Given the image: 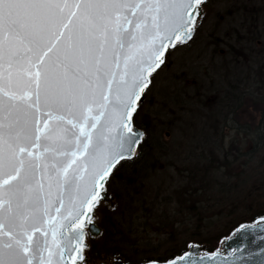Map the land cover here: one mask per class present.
Here are the masks:
<instances>
[{"label": "snow or ice", "instance_id": "1", "mask_svg": "<svg viewBox=\"0 0 264 264\" xmlns=\"http://www.w3.org/2000/svg\"><path fill=\"white\" fill-rule=\"evenodd\" d=\"M207 6L0 0V264H86L109 185L146 140L150 86ZM232 239L231 257L189 243L147 264H264V216Z\"/></svg>", "mask_w": 264, "mask_h": 264}, {"label": "rangeland", "instance_id": "2", "mask_svg": "<svg viewBox=\"0 0 264 264\" xmlns=\"http://www.w3.org/2000/svg\"><path fill=\"white\" fill-rule=\"evenodd\" d=\"M246 2L251 4L245 6ZM254 5L264 8V0H208L206 16L194 39L170 50L167 66L155 76L142 111L155 129L168 125L161 138L162 149L148 153L158 157L154 161L159 164L150 169V179L138 183L135 191L139 197L132 198V202L141 200L143 206L136 208L132 203L129 216L125 212L129 207L123 205L118 216H111L107 232L102 229L100 236L89 238L86 264L163 258L194 238L202 240L198 244L206 249L207 245L219 249L222 242L217 237L233 220L229 211L240 214L252 208L247 202L242 203L245 206L235 202L237 193H248L253 185V193L244 197L259 201L256 191L264 177V147L260 148L264 138L257 135L264 132V105H259L264 90H258L264 87V11L260 18L253 16ZM228 83L237 91L247 88L255 92L245 95L238 111L229 115L227 111L238 100L226 94ZM226 115L223 126L221 120ZM218 124L222 140L215 132ZM222 162L210 175L217 183H225V199L220 190L202 191L200 183L194 184L190 178L195 169L202 175L205 163ZM131 168L123 166L112 180L118 190ZM252 169L260 172L253 174ZM123 193L118 201L125 204ZM261 194L264 201V192ZM103 213L98 212L97 222ZM116 251L120 255H115Z\"/></svg>", "mask_w": 264, "mask_h": 264}, {"label": "trees", "instance_id": "3", "mask_svg": "<svg viewBox=\"0 0 264 264\" xmlns=\"http://www.w3.org/2000/svg\"><path fill=\"white\" fill-rule=\"evenodd\" d=\"M249 4H251V2H246L245 6H248ZM254 7H255V10L252 12V15L256 16L257 18H260V16L262 15V13L264 11V8L262 6L257 7V5H254ZM256 42H257V37H256ZM229 86H230V83L227 84V87H229ZM258 90H261L260 93H262V90H264V87L263 86H259ZM258 90L256 92H258ZM196 91L199 93L198 89H196ZM260 98H261L260 99L261 103H259V105L262 106V105H264V101H263L264 94ZM256 105L258 107V103H256ZM213 111L215 113H218L216 110H213ZM233 111H234V113L236 112L234 106H232V108H230L227 111V114L233 113ZM262 113H263L262 121H264V111ZM148 118H149V116L147 115V113L141 112L139 118L136 120V125L138 127H140V128H143L145 130V132H146V140L144 142H142V146L138 149V152L140 153L139 158H136L133 161L124 164L125 168H127V167L131 168V166H133V168H131L129 173H127L125 175V179L123 181L124 182L123 188L121 187L118 190L116 186L112 185V183H110V185H109V191H111L115 195L117 201L120 199V192L124 191L123 196L126 198L125 199V204L124 203L122 204L121 202L119 203V201H118V204L116 205L115 209L110 210L107 205H103L98 211V212H104L101 215L102 216L101 220H99L98 223L100 224V226L102 227L103 231H105V232H107L106 231L107 225L108 226L111 225V220L113 219L111 216H113L114 214H115V217L118 216L117 212H119L121 210L123 205H124V207H129V210L125 209V212L129 216H132V211L130 210V209L133 208V207H131L132 203L135 205L136 208L138 206H139V208L141 206H143L142 203H141V200H134L132 202V198L133 199H137V197H139L137 191H135V190L137 189L139 182L144 181V180H146L148 178L149 179L151 178V175L149 173H150V169L152 168V166L159 164V163L154 161L158 157H155L153 155V153L152 154H148V153H150L151 150L153 151L154 148H157L155 150L156 152H158V151H160L162 149L163 145L161 143V138L163 137V135H165L167 133L168 125L167 126L164 125V126L160 127L157 130V129H155V127L153 125V122L151 120H149ZM226 120H227L226 117H224V119L222 118L221 124L223 126L225 125ZM216 126H217V124H216ZM259 129H260V127L257 128V130H259ZM156 130H157V132H155ZM215 132L218 133V135H219L218 140H222L223 132L220 131V125H219V127H215ZM218 135H217V137H218ZM257 135H259L258 136L259 139L264 138V132L263 131L259 132ZM221 142H223V141H221ZM261 147H264V139L262 141H260V148ZM261 158H262V160H264V154H262ZM224 163H226V161H224ZM224 163L222 162L221 164H217V165L212 163L209 166H206L205 165L206 163H205L204 164V168H203V174L201 175V172L198 173L196 171V169H195L191 173L190 178L193 180L194 184L195 183H200L202 191L203 190H207V191L216 190L217 192H219V190H220V194H221L222 198L224 197L223 199H225V187H223V186H225V183H222V184L221 183H217L214 179H212V177H214V175H210L211 173H214L215 169H219L221 166H223ZM259 168H261V166ZM252 171H253V174H257L258 172H260L259 170H258V172H256L255 169H252ZM259 175H260L259 177H261V173ZM219 184H220V186H217ZM135 185H137V186H135ZM259 186L260 187L256 191V194H258L260 196L259 201L256 198L249 197V195H247V197H244V196H246V194L253 193L252 192L253 191V185H251V187H249L247 189L248 193H243V194L242 193H237V201H235V202H237L239 204H242V203L245 204V202H247V203H249V205L251 204L252 208L250 210L247 209L245 211H241V213L238 212L240 214H236V213H233L232 211H229L230 213L233 214V220L230 221V224L225 226V228H224L225 231L223 230L222 231L223 233L221 232L220 236L217 237V238H219L218 241H222L225 237L229 236L240 224L254 221L257 217H260V216L264 215V201H262L263 195L261 194L262 192H264V177L262 179L261 185L259 184ZM192 189L195 190L194 186L192 187ZM118 192H119V198H118ZM242 196H243V198H242ZM123 200H124V198H123ZM136 201H137L138 204H136ZM222 202H224V201H221V203ZM243 206H245V205H243ZM221 212L222 211H218L219 214ZM189 243H203V241L200 240V239H197V238H194V239H191V240L189 239V241H186V243L184 244V246L182 247L181 250H178L175 253H172L169 256H165L163 258H151L150 257V258L145 259L144 261H142V260L139 261V259L136 260V261H133L131 258L130 259L128 258L125 262L126 263H131V264H141V263H144V262L152 260V259L161 260L162 261L164 259H168V258H171V257H173L175 255H179V254L183 253L184 251L187 250V245ZM204 243H206V242H204ZM207 247H208L209 250L216 249V248H212V246H210V245L209 246L207 245ZM120 253L121 252H117L116 251L114 254L115 255L116 254L120 255Z\"/></svg>", "mask_w": 264, "mask_h": 264}, {"label": "water", "instance_id": "4", "mask_svg": "<svg viewBox=\"0 0 264 264\" xmlns=\"http://www.w3.org/2000/svg\"><path fill=\"white\" fill-rule=\"evenodd\" d=\"M139 128V127H138ZM142 131H144V129H142V128H140ZM145 132V131H144ZM109 199L107 200V201H103L104 203H106L110 208H112V209H114L115 208V206H116V200H115V197L111 194V192L109 191ZM261 217V216H260ZM259 218V217H258ZM258 218H256L254 221H256ZM97 219H98V213L96 214V216H95V218H94V223H95V225H96V227H97V229L99 230V233H91V234H89L87 237H86V240H85V243L87 244V245H89L88 244V239H89V237L90 236H100L101 235V233H102V228L101 227H99L98 225H97ZM254 221H252V222H247V223H243V224H245V225H247V224H252ZM242 225V224H241ZM240 226V225H239ZM239 226L236 228V229H238L239 228ZM235 229V230H236ZM235 230H234V232L230 235V236H228L227 238H225L223 241H222V243H221V247L219 248V250H220V252H221V255H223V256H228V257H231V255H232V253H231V248H234L235 246H236V244L237 243H239V241H237V240H235V239H232V237L234 236V233H235ZM199 245V244H198ZM203 249H205V250H207L206 249V246H202V245H200ZM230 246H231V248H230ZM86 249L87 248H85V252H86ZM208 251V250H207ZM216 251V250H215ZM210 252V251H209ZM85 254V253H84ZM115 264H124L123 263V261H120V260H118V261H116L115 262ZM143 264H147V262L146 263H143Z\"/></svg>", "mask_w": 264, "mask_h": 264}, {"label": "flooded vegetation", "instance_id": "5", "mask_svg": "<svg viewBox=\"0 0 264 264\" xmlns=\"http://www.w3.org/2000/svg\"><path fill=\"white\" fill-rule=\"evenodd\" d=\"M226 94H229L231 96V98H234L236 100H238L237 104H235V110L236 112L238 111V109L240 108V101L243 99V97L247 94H252L254 92V89L249 90L247 88H240L238 91L236 90V88L234 87V85H231L229 87H226ZM255 93V92H254ZM253 93V94H254ZM234 112V111H233Z\"/></svg>", "mask_w": 264, "mask_h": 264}, {"label": "bare ground", "instance_id": "6", "mask_svg": "<svg viewBox=\"0 0 264 264\" xmlns=\"http://www.w3.org/2000/svg\"><path fill=\"white\" fill-rule=\"evenodd\" d=\"M227 115H229V114H227ZM227 115L226 116H224V117H226L227 118ZM226 123V122H225Z\"/></svg>", "mask_w": 264, "mask_h": 264}]
</instances>
